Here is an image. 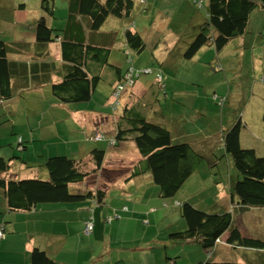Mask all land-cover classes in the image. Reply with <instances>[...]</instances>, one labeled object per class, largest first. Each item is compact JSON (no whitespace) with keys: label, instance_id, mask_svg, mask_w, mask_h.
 <instances>
[{"label":"trees","instance_id":"1","mask_svg":"<svg viewBox=\"0 0 264 264\" xmlns=\"http://www.w3.org/2000/svg\"><path fill=\"white\" fill-rule=\"evenodd\" d=\"M203 2V0H194V8L200 7L198 6L200 3L205 6ZM137 4L141 6L145 2L144 0L140 2L139 0H41L42 18L33 25V32H29L35 36V45L0 41V125L11 122V135H14L16 132L14 125L17 120V113L14 111L27 102L28 91L37 90L45 84H51L52 94L63 104L90 102L97 86L102 82L95 65L107 67L118 73L121 71L115 67L111 68L112 66L108 64L109 50L106 47H98L96 41H99L100 37L97 32L110 18L117 20L128 18ZM58 6L59 26L50 27L44 14L52 17L51 20L57 21L55 9ZM24 8L25 6L22 5L19 10ZM263 11L264 0H207L206 22L200 27L183 57L192 60L202 49L209 46H214L220 52L232 41L243 38L249 30L253 15L259 12L264 14ZM61 18L67 24L62 23ZM61 36H63L62 40ZM115 37L113 32L109 39L113 42ZM124 37L131 49L143 51L145 43L138 32L128 29ZM56 39L61 40L63 57L69 65L59 83L47 80L49 65L46 63L39 67L38 63L19 62L13 59L16 54L27 55L28 52L33 51V47L38 49L39 46L55 42ZM131 69L132 66L126 72H121L122 75L114 86V92L116 88L126 86V77ZM158 87L166 91L165 84L159 83ZM215 97L214 95V103L221 105L225 102L223 97L221 99L218 97V100H215ZM150 103L152 100L148 102ZM144 105L125 106L111 145L117 148L122 143H135L141 160L133 167L132 175L141 177L149 174L153 183L159 188V196L167 202L177 197L184 185L198 173L206 159L212 158L207 156L208 154L205 157L199 154L198 146L187 141L186 136L182 140H176L174 132L151 121L147 115L150 105L145 107ZM115 110L117 111L118 108L112 109L113 112ZM243 117L237 124L223 131L221 149L218 150L217 145L214 149L216 152L224 151L225 156L231 157L238 172L237 179L231 187V196L239 204V208H264V155H258L254 149L242 146L241 135L247 127ZM102 136L105 137L103 134ZM95 137L96 134L91 141L100 142L96 141ZM2 138L1 134L0 148L13 144L10 138L7 140ZM15 141L17 152L21 153L20 159L15 151L8 155H5L7 150H4L5 154L0 153V200L4 199L3 201L6 202L8 213L33 211L44 205L77 203L87 199L93 200L95 204H103L107 195L104 189L76 193L75 187L87 183L90 178L103 170L106 150L95 148L91 152L89 162L67 156L51 157L45 162V168L49 173L48 179L15 180L10 176L13 162L20 160V163L29 166L28 159L30 160L31 155L21 135L15 137ZM8 156L12 157L8 159ZM211 167L216 166L211 164ZM225 173L226 171L223 174ZM231 174L229 177L233 176ZM179 207L186 230L170 234L169 239L174 243L192 241L191 246L206 251L209 258L201 264H241L215 260L214 254L221 243H226L234 249L253 250L255 253L264 251V241L243 237L232 212H211L190 202ZM123 211L128 212V208L125 207ZM112 218L114 219L108 218L105 223L112 224L122 220L118 213ZM89 224L94 227V220L86 223L85 232ZM5 227V223L0 224V240L6 238ZM30 264L59 263L45 250L34 248L30 254ZM168 264H177V262L169 258Z\"/></svg>","mask_w":264,"mask_h":264},{"label":"rangeland","instance_id":"2","mask_svg":"<svg viewBox=\"0 0 264 264\" xmlns=\"http://www.w3.org/2000/svg\"><path fill=\"white\" fill-rule=\"evenodd\" d=\"M203 1V5L205 6H202L200 3L198 5L200 7L194 8V0H144L145 4L141 6L137 4L133 13L128 18L126 17L122 21L110 18L107 26L111 24L112 20L120 22L116 23L118 25L116 27L118 31L115 32V35H120V42L124 41L126 30L130 29L138 32L145 43V47L141 52L133 48L129 50L130 52L126 49L122 50V58H124V66L122 68L125 69V72L130 66L137 72H143L151 68L152 72L150 74H143L138 84L156 81L166 86L169 83L177 84L180 88L191 91L188 95L189 100L187 101L182 100L185 98H182L181 95L176 98L175 95L168 94L166 103H169V106L164 109V116L175 128L178 130L181 129L184 133L188 132L189 137L192 138L189 140L192 145L196 146L202 144L205 140L211 139L217 145L218 150H220L223 131L237 124L242 119L244 113H246L248 120L251 121L250 129H254L259 138L264 140L261 137L262 131L264 134V14H254L246 35L241 39L229 43L224 51L218 52L214 46H209L206 48L208 51L200 53L195 59L188 60L183 56H178V54L182 49L185 51L188 49L189 44L198 34L200 27L206 22L207 0ZM22 5L25 8L20 11L19 9ZM56 15L57 21L51 20L52 17L50 18L44 14V17L48 19L50 27L58 26L59 19L57 11ZM41 18V0H0V41L6 43L19 41L16 39V35L18 34L19 36L17 37L20 38V31L23 29H26L27 35H29V31L33 29L34 22L36 23ZM65 24L67 23L65 22ZM121 24L123 27H120ZM23 41L28 42L29 40L25 38ZM167 49L170 51L166 54ZM55 53L57 51L53 49V54ZM52 56L54 59L60 58L58 55ZM162 77H164L163 80H161ZM136 83L133 86H126L112 106H110L111 95L114 97V93H112L110 86L103 84L99 91L96 92L91 104L87 107L89 109H96L102 113H111L113 112L111 111L113 108L120 107L119 112H121L127 105L131 91ZM197 91L199 92L198 94ZM47 92L46 90L38 91L27 96V103H24L14 111L18 114L16 116L18 123L15 127L16 132L14 135H11V122L0 125V134L5 139H9L11 137H19V135L26 133L28 127L36 119H32V114L35 112L36 106H32L31 104L38 106L37 111L39 114H44L45 111L51 110L50 102L52 99ZM214 95L216 96L215 100H218V97H220L219 99L223 97L225 102L221 105L214 103ZM196 97L201 102L206 97L209 102V107L206 104V107L201 109L196 102ZM151 112L152 108L147 113L148 117H153ZM61 133L66 135L61 138V143L59 144H56L58 140H55V138L49 140L50 143L49 141L43 142L42 139L40 141L43 143L38 142L39 140L31 142V145L35 147L30 151L31 155L28 164L34 166L36 163H41V152L43 149L46 155L50 151L54 153L52 155L61 154L71 156L73 148L76 145L72 144V148L68 145L67 140L70 136L74 139L75 134ZM250 141L251 136L247 133L243 147L253 149L255 146H253L254 144H248ZM47 143L49 144L45 145ZM129 144L126 143L122 147L114 148L109 147V142L103 140L96 146L107 149L108 154L110 153L113 157L116 154H123L129 148L133 150L135 155L137 148L132 143L131 145ZM259 144L264 147V143ZM10 145L8 144V146L0 148V153H4V150L8 151L7 154L4 153L5 155L10 154L12 151L17 152L16 145ZM56 147L58 148L54 152ZM223 152L217 151L215 156H211L212 159H206L204 161L205 163L201 165L195 178L188 181L178 193V201L184 203L190 202L197 207L204 206L205 208L208 202L212 204L214 193L216 195L220 190V186H218L216 181L219 182L223 176L229 177L231 173V175L238 173L232 158L225 156ZM20 154L17 152L18 159H20ZM261 155H264V152H261ZM11 157L8 156V159ZM217 159L220 162L219 170L217 167L210 168L212 161L215 162ZM19 161L16 160V165H21ZM222 170L223 173L225 171L226 173H221L220 171ZM13 174L14 176L19 175L16 171H13ZM94 178L89 179L86 184L89 185ZM102 178L104 181H117L116 177L110 176L107 172H104ZM102 178L99 184L104 183ZM109 183L111 184L113 182ZM102 186L101 188H103ZM156 190L158 192L159 188L153 186L147 189V194L140 192L142 196V202H140L141 207L145 206L144 209L149 208L148 211L150 210V202L155 201L151 196ZM118 192L117 188H114L110 192L112 193V198H109L108 202L113 204L111 209L114 210L117 207L123 208L125 204L130 205L132 208L131 203L126 201L121 202V200L115 197L116 195L119 196ZM155 199H157V195ZM177 200H167L166 203H170L167 209L164 206L160 207V211L166 210L165 212L170 213V217H166V213V216L164 213L159 215L160 211L157 213H152L151 211V214H153L152 217H150L151 214L149 215L146 212L143 214L144 216L130 222L118 231L120 242L115 243L108 235L102 236V241H99V247L95 246L97 252L91 264H114L121 256L126 264H156V260L160 264H168L169 258L175 260L177 264H201L202 261L207 260L209 255L206 251L194 245H187V243H174L170 241V234L178 232L176 227H183V224L178 222L181 218L176 213L180 212V208L176 209L170 206L171 204L175 205V201ZM238 214L236 212L234 215L237 216ZM5 217L9 218L10 221H13L14 218L16 219L15 225L17 226L18 234L15 236L19 237L22 240L21 244L24 245L27 235L26 225L24 223L26 216L22 214L0 215V223H2ZM148 218L150 219V226L144 224V222L148 223ZM72 219H74V223H78L80 218L76 215ZM112 219L114 218L111 217ZM236 223H238L243 237H252L264 241V208L251 209V212L246 213L244 217H239ZM171 225L173 228L172 231V228H170ZM105 226H108V229L105 228L110 235V225ZM115 234H117V231H114V237ZM74 238V236H71V239ZM2 241L0 240V243ZM157 241L162 242L158 243ZM220 245L221 247L217 250L216 255H214L216 259H219L218 257L223 251L222 256L220 255L221 260H218V262L229 261L241 264H264V251L243 253L244 251L234 250L233 247H229L226 243H221ZM240 252L241 254H246V256L240 257ZM10 253L17 264H24V248L15 247ZM223 254H226L229 258L224 257ZM2 255L5 256V252ZM27 260L29 261L28 256ZM77 264L85 263L77 262ZM118 264L123 263L119 262Z\"/></svg>","mask_w":264,"mask_h":264},{"label":"crops","instance_id":"3","mask_svg":"<svg viewBox=\"0 0 264 264\" xmlns=\"http://www.w3.org/2000/svg\"><path fill=\"white\" fill-rule=\"evenodd\" d=\"M55 10L58 11L57 13H59V6L58 8L56 7ZM61 19H62V23L65 24L63 18ZM109 21L110 19L107 21V23H109ZM116 21L117 20H112L109 26H107V23H105V25L97 32V35L100 37V40L96 42L99 45L98 47L101 48L106 47L109 50L107 61L110 67L112 66L111 68L113 67L118 68L121 71L118 73L112 71V69L111 70L108 69L107 67H101L100 65L97 66L95 65L96 70L99 71L97 73H99L102 78V82H100L99 85L97 86L93 94L92 100L94 99L96 92L99 91L101 85L103 84L110 86L112 93H114L113 91L114 86L120 79L122 75L121 72L123 73L125 70L122 68L124 66L123 63L124 58H122V53H123L122 50L123 49H126L127 51L132 50L129 47L128 43H126L127 42L126 39H124L123 42L119 41L120 35L118 36L116 35L115 39H113L114 40L113 42L112 40L109 39L110 35H112L113 33L111 31L114 32L118 31V29H116V27L118 26L116 23H120V22L118 21L116 22ZM120 27H123V25L121 24ZM29 32H33V31L30 30ZM17 36L19 35L18 34L16 35V39L19 40L16 41L17 43L18 42L32 43L33 45H35L36 43L34 34L29 33V35H27L26 29L20 31V38H18ZM62 37L63 36H61L60 38L61 40ZM25 38H27L29 41L24 42L23 40ZM60 39H56L55 42L48 43L47 45L39 46L40 48L38 47V49L37 48L35 49V47H33L32 48L33 51L28 52L27 55L16 54V56H14L13 59L19 62L38 63L39 67L40 65L46 63V65H49V75L47 80L51 81L52 83H59L62 80L63 74L66 72L65 70L69 66L63 57L62 42ZM226 47H224L220 52L224 51ZM53 49L57 51V53L53 54ZM169 51L170 50L167 49L166 54ZM206 51H208V49L204 48L197 55H199L200 53H205ZM184 53L185 50L182 49L181 52L178 54V56L179 55L183 56ZM52 55H58L60 58L54 59ZM139 80L137 81L135 87L131 91V96L129 97L127 106L132 107L138 104H145L144 105L145 107L150 105V109L152 108L151 115L153 117H148V118H152L151 121L161 124L163 127L168 128L170 131L174 132V138L176 140H182L184 139V136H186L187 141L191 140L192 138L190 137L187 138L188 132L184 133V131H182L181 129L178 130L164 116V109H166L169 106V103H166L167 101L166 97L168 96V94H173V96L175 95L176 98L179 95H181L182 98H185L182 100L187 101L189 100L188 95L190 94L191 91H187L185 89L180 88V86H178L177 84H171V83H169V85L166 86V91H163L160 87H158L159 82L155 81V82H146L145 84L142 83L138 84ZM45 90L48 91L47 93H49V97L52 99L50 102L51 110L45 111L44 114L41 113L39 114L37 111L38 106L36 104H31L32 106H36V110L32 114L33 115L32 119L33 118L36 119L28 127L26 133H23V135H21L24 141H26L27 143L26 148L28 153H30L31 149L32 148L34 149L35 147L31 145V142H36L38 140H39L38 142H42V141L46 142L55 138V140H58L56 144L61 143V138L64 135H66L61 132H65L67 134L69 133L70 135L75 134L74 139H72V136H70L67 141H68V145H70L72 148H73L72 144H75L76 146L75 148H73L71 156L61 155V154L52 155L54 153H51L50 151H48L47 152L48 155H46L43 149L41 152V158H42L41 163H36L32 167H30V165L26 166L23 163H21V165H16V162H13L12 172L10 176L15 180L48 179L49 173L45 168V162L47 161V159L55 156H67L75 160L89 162L91 160L90 159L91 152L95 148H97L96 145L99 143V142L91 141V138L95 134L98 133L103 134L105 136L104 137L105 141L109 142V147H113L111 145V140L114 139L115 135L117 134L120 125L119 123L124 109L121 112H119L120 111L119 110L120 107H119L116 112H111L112 114L102 113L96 109H89L87 107L89 104H91L92 100L90 102L78 103V104H63L52 94L51 84H47V85L45 84L37 90L32 89L28 91L27 96H29L32 93H36L38 91H45ZM165 93H167V95ZM198 93L199 92L197 91V94ZM197 98L198 97L195 98L196 102L199 104V107L201 109H204L206 107V104L207 107H209L208 105L209 102L206 97L204 98L202 97L203 102L199 101V98L198 99ZM116 100L117 98H115V96L112 97L111 95L110 106L113 105V103H115ZM150 100H152V103L148 104ZM201 112L203 111L201 110ZM243 116H244L243 118H245L246 120L247 127L244 129L241 135V144L242 146L245 144V135L249 133L251 136V141L248 144L250 145L254 144L253 146L255 147L253 149L256 151L258 155H261V152H264V147L259 143H264V140L259 138L257 132L254 129H250L251 121L248 120V118L246 117V113H244ZM40 117L42 118L41 120ZM16 126H17V120L15 121L14 128ZM77 130H81V131H77ZM261 133H262L261 137L264 138L263 131ZM40 139H42V141H40ZM10 140H11L10 142H12L15 145L16 142L15 138L11 137ZM49 143L45 145H48ZM126 143H130L129 145H131L132 143V145H134L137 148V146L133 142H126ZM126 143L120 144V147H122V145ZM197 146H198L197 151L199 150V154H201L203 157H205V155L207 154H208L207 156L210 157L215 156L216 151L214 148H216V145L212 142L211 139L205 140L202 142V144H199ZM57 148L58 147L54 149V152L56 151ZM101 149L106 150V161L103 170L97 175L92 177L95 178L94 180H92L91 183H89V185L83 183L79 186H76L75 191L76 193H84L88 190L96 191L97 189H104L107 195L102 205L95 204L93 200L87 199L77 203L44 205L38 207L37 209H34L33 211L8 213L7 212L8 207L6 202L3 201L4 199L0 200V215L5 216L7 214L10 215L22 214L26 216L24 223L26 225L25 229L27 231L25 244L22 245L21 244L22 240L19 237L15 236L18 234L17 226L15 225L16 219L14 218L13 221L12 220L10 221L9 218L6 217L3 219L2 223L0 224L5 223L7 226L5 227L6 238L3 239V241L0 243V264H17V262L11 257V253H10L15 247L24 248V252H25L24 264H30V254L34 248H40L45 250L59 264H77V262L91 264L92 261L95 259L96 256L95 254L97 252L95 246L99 247V241H102L101 240L102 236L108 235L110 238L114 240L115 243L120 242L118 231L123 229L130 222L135 221L137 218L141 216H144L143 214L146 212L149 213L150 215L151 211L152 213L153 212L157 213L158 211H160L161 209L160 207L164 206L165 209L169 207L170 203H166L165 201H163L162 198L159 196V191L157 192V190L151 196L155 201L152 200L153 202L152 203L150 202V210L148 211L149 208L144 209L145 206L141 207L140 202H142V196L140 195V192L147 194L148 188H151L153 186L155 187L158 186L153 183L149 174H145L141 177H134L132 175L133 167L141 160V155L138 149L135 155L133 150L129 148L123 154H116L115 157H113V155L111 156L110 153L108 154L107 149L105 148H101ZM211 164L216 166L217 168L220 167L219 160L215 162L212 161ZM36 165L38 166L35 167ZM14 166L15 168H13ZM13 171H16V173L19 175L14 176ZM104 172H107L108 174H110V176L116 177L117 181L116 180L104 181V179L102 178L104 176ZM101 178L104 181L103 184H99ZM194 178L195 176L193 175L191 179ZM191 179L189 181H191ZM236 179L237 176L235 174L231 177L223 176L221 177L219 182L216 181L218 183V186H220V190L218 194L215 195L214 193L212 204L211 202L210 203L208 202L206 208L204 206L200 208H204L203 210H209V211L211 210V212L230 211L233 214L234 221L238 220L239 217L241 218L244 217L246 213L251 212V209L239 208L240 207L239 204H237L236 201L231 196V187ZM109 182H113V183L110 184ZM101 185H103L102 186L103 188H101ZM114 188L115 189L117 188V190L119 191L118 192L119 196L116 195L115 197H117L118 200H121V202L126 201L131 203L132 208L130 207V205L125 204L127 206L124 205L123 208L117 207V209L114 210L111 209V207H113V204L109 203L108 199L112 198L111 196L112 193L110 192ZM156 195H157V199H155ZM177 198L178 196L175 198V200H177ZM177 201H175V205L174 204L170 205L171 208L175 207L176 209H179L180 208L179 205L182 206L184 204V202L182 201H178V202ZM125 207L128 208V212L123 211ZM165 211L166 210L160 211L159 215H162L161 213H164L165 215L166 213L167 216L166 215L165 216L170 217L171 216L170 213ZM236 212L239 213L238 214L239 216L234 215ZM115 213L120 214L122 220L120 222L116 221L112 224L105 223V221L108 218L112 217ZM176 213L179 214V217L181 219H183L180 216V212L179 213L176 212ZM76 215H78V217L80 218L78 223H74L73 222L74 219H72ZM152 216L153 214L150 215V217ZM181 219L178 222L183 224V227L179 228L177 226L176 228L178 232L186 230V225L184 223V220ZM90 220H94V229H93V233L87 234L85 232V225ZM147 221L148 223L144 222V224H148L150 226V219L148 218ZM105 225H110L111 227L109 229L110 235L108 234L107 231L108 226L106 227ZM170 228H172V225L170 226ZM172 230L173 228L171 229V231ZM114 231H117L115 237H114ZM71 236H74L75 238L71 239ZM157 242L160 243L162 241H157ZM186 243L187 245L191 246L192 241H188ZM57 245L59 246L57 247ZM220 247L221 245L217 247V250ZM234 250H239V249H234ZM242 251H244L243 253H255L253 250H242ZM3 252H5L6 254L5 256L2 255ZM216 252L214 255H216ZM222 253H220L221 256ZM118 255H122V254H118ZM220 255L218 257L219 259H216L214 257L216 261L221 260ZM27 256L29 261L27 260ZM239 256L244 257L246 256V254H241L240 252ZM121 257H119L118 261H116L114 264H118L119 262L126 264L125 260H123ZM224 257L229 258V256H227L226 254L224 255ZM156 261H157L156 264H160L158 260Z\"/></svg>","mask_w":264,"mask_h":264},{"label":"built area","instance_id":"4","mask_svg":"<svg viewBox=\"0 0 264 264\" xmlns=\"http://www.w3.org/2000/svg\"><path fill=\"white\" fill-rule=\"evenodd\" d=\"M151 72H152L151 70H145L143 72H137L134 69H131L129 74L126 77V81H127L126 86H130V85L133 86L135 83V80L139 79L143 74H150ZM122 87L120 89H118V88L115 89V92H114L115 98H117L119 96V94L124 90L125 87H123V88ZM103 138L104 137L102 136V134L98 133V134H96L95 140L101 141V140H103ZM93 229H94L93 225L89 224L88 227H86V233L87 234L92 233Z\"/></svg>","mask_w":264,"mask_h":264}]
</instances>
